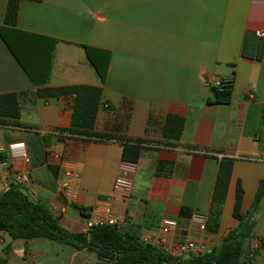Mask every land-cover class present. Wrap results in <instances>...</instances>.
Instances as JSON below:
<instances>
[{
  "label": "crops",
  "instance_id": "0c3cea01",
  "mask_svg": "<svg viewBox=\"0 0 264 264\" xmlns=\"http://www.w3.org/2000/svg\"><path fill=\"white\" fill-rule=\"evenodd\" d=\"M7 4L0 0V28L19 52L48 61L49 45L38 37L58 44L49 80L38 86L0 36V96L25 93L20 123L31 129L0 125V143L24 142L31 159L25 165L3 155L9 160L3 174L11 168L28 172L33 201L46 205L69 232H86L87 220L102 216L100 203L112 199L114 212L124 220L123 231L141 239L159 236L163 220H172L171 243L191 239L209 251L219 247L239 226L234 217L238 186L245 215L264 179V48L260 58L243 56L247 39L264 44L259 36L264 0L23 1L15 29L30 37L5 26ZM85 47L94 50L95 58L109 54L103 84ZM222 82L232 83L228 105L213 102L211 89ZM74 85L103 87L95 130L123 139H58V130L70 127L74 98H43L37 92ZM169 116L184 120L176 145L165 136ZM127 143H140L141 156L132 163L129 192H115ZM52 150L62 154L61 162L51 160ZM224 158L235 162L218 231L210 232L207 222ZM65 163L81 176L70 192L63 190ZM194 215L204 222L193 221ZM254 220L243 261L264 264V201ZM54 243L13 241L0 232V257L7 264L36 260V253L47 254ZM57 248L58 256L66 253L61 244ZM73 249L70 264H109L87 249Z\"/></svg>",
  "mask_w": 264,
  "mask_h": 264
},
{
  "label": "trees",
  "instance_id": "16d2710c",
  "mask_svg": "<svg viewBox=\"0 0 264 264\" xmlns=\"http://www.w3.org/2000/svg\"><path fill=\"white\" fill-rule=\"evenodd\" d=\"M23 1L41 3L43 0H8L4 24L19 37H30V35L15 29L20 5ZM0 36L29 78L38 86L46 84L49 80L53 53L58 41L38 37L47 41L50 55L48 61L45 58L42 61L39 58H34L35 61H33L12 45L2 28H0ZM263 48L262 41L249 38L245 43L243 56L245 58H260ZM85 49L89 61L103 84L109 66V54L103 52V55L100 54L98 58H95L94 50L88 47H85ZM211 91L213 102L216 104L228 105L231 103L232 83L213 87ZM24 94L11 93L0 96V125L30 129L20 123V101ZM37 96L43 98L72 96L74 98L70 127L58 130L62 134L58 137L60 141L66 139L96 141L123 139L111 134L98 133L95 130L98 113L103 104L102 86L42 87L38 90ZM183 129L184 120L182 118L169 116L165 136L174 140V145H176L181 138ZM139 144L127 143L124 146L122 153L124 162H138L142 151ZM1 158L4 160L3 156ZM234 162L235 159L224 158L220 163L213 194L212 210L207 222L208 231L210 232L218 231V220L227 196ZM242 198L243 191L239 185L234 209V217L239 221V226L228 233L219 247L206 253L179 259L169 256L157 245L143 242L135 232L119 230L115 226L94 227L82 233L69 232L60 225L59 219L54 216L46 205L34 202L22 188L14 184L0 192V232L7 234L13 241L46 239L78 250L87 249L95 253L101 261H106L109 264H253L251 260L243 261V259L245 257V247L254 235L255 214L264 201V179L259 183L250 211L245 215L240 212ZM0 264H7L6 259L0 257Z\"/></svg>",
  "mask_w": 264,
  "mask_h": 264
},
{
  "label": "built area",
  "instance_id": "2783aa9c",
  "mask_svg": "<svg viewBox=\"0 0 264 264\" xmlns=\"http://www.w3.org/2000/svg\"><path fill=\"white\" fill-rule=\"evenodd\" d=\"M259 36L264 38V31L259 33ZM231 82H222L218 84L220 87L222 84ZM252 98V96H251ZM105 109L108 105L104 106ZM6 155L11 160H21L25 165H30L31 159L27 150V146L24 142H15L10 144L0 143V189L4 191L12 184L19 186L23 189L26 195L33 200V192L31 190L33 181L31 175L28 172L16 171L11 168L7 174H3L4 168L9 161L7 158L2 160V156ZM51 160L61 162L62 154L57 150H52L49 153ZM238 159L246 160L244 157H237ZM134 167L132 163H123L120 169V174L115 180V192L128 193L133 185ZM65 181L63 183V190L65 192L72 191L81 180L80 173L72 166L65 163ZM103 210L102 216L98 219H88L87 229H92L99 226H115L119 230H122L124 220L121 216L117 215L113 210V200L109 199L100 203ZM85 215H89L90 211L84 210ZM192 220L195 222L203 223L205 218L200 215H194ZM176 227V222L172 220H163L160 230V235H147L142 238V241L150 244H157L161 247L169 256L173 258H182L188 256H196L201 253L208 252V247L205 243L195 242L191 239L184 241L171 243L168 239L171 231Z\"/></svg>",
  "mask_w": 264,
  "mask_h": 264
},
{
  "label": "rangeland",
  "instance_id": "374dc122",
  "mask_svg": "<svg viewBox=\"0 0 264 264\" xmlns=\"http://www.w3.org/2000/svg\"><path fill=\"white\" fill-rule=\"evenodd\" d=\"M44 241L50 243L51 241L44 239ZM55 246L52 250L48 251L47 254L44 255H37V257H34L36 260H23L20 259L19 261L13 262V264H70L69 254L74 251V249L71 246H65L62 245V247L65 249L66 253L58 256L57 253L59 252V249L57 248V243H54ZM34 255V256H36ZM60 257V258H59Z\"/></svg>",
  "mask_w": 264,
  "mask_h": 264
}]
</instances>
